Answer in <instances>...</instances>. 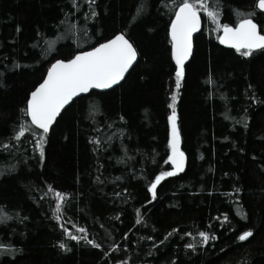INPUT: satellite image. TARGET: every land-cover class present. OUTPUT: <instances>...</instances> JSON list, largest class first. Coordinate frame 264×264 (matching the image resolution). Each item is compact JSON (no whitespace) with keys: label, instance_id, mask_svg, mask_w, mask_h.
<instances>
[{"label":"trees","instance_id":"16d2710c","mask_svg":"<svg viewBox=\"0 0 264 264\" xmlns=\"http://www.w3.org/2000/svg\"><path fill=\"white\" fill-rule=\"evenodd\" d=\"M76 2L78 9L72 0H0V212L10 217H0V264H264V50L243 57L221 45L200 12L176 89L168 27L182 0ZM209 2L220 24L255 12L264 28L256 0ZM92 9L97 16L86 19ZM118 33L138 51L134 69L113 89L73 101L49 131L41 161L30 133L13 139L30 123L21 112L29 94L52 62ZM174 92L186 167L162 180L153 199L148 186L172 168L165 161ZM49 185L68 195L59 221ZM81 227L100 249L63 231L83 235ZM246 230L253 236L240 242ZM200 231L217 239L201 244Z\"/></svg>","mask_w":264,"mask_h":264},{"label":"snow or ice","instance_id":"6c2138e0","mask_svg":"<svg viewBox=\"0 0 264 264\" xmlns=\"http://www.w3.org/2000/svg\"><path fill=\"white\" fill-rule=\"evenodd\" d=\"M86 3L91 8L92 5L96 4V0H86ZM72 6L76 9L79 8L76 0H72ZM216 7L217 5H213L209 0H182L178 6H175L174 16L168 27V36L171 43V58L175 63L176 89L181 87V82L185 76V61L192 53L193 34L199 31L200 16L198 13L204 11L213 22H217L219 13L215 10ZM255 8L264 14V0H256ZM142 11L143 8L141 7L137 10V14L139 15ZM88 15L94 18L97 16V12L92 9L90 14L85 15L86 19ZM255 15V12L249 13L246 18H241L234 27L228 24H218V27L223 32V35L218 36L220 44H225L235 49L243 57L252 55L254 49L264 50V35L260 34V32L264 31V28L258 31V22H254L252 18ZM135 19L136 17H133V20ZM71 27L76 28V25L73 24ZM85 35H87L86 30ZM52 47V43H49V50ZM137 57V49L126 38L124 33H120L106 40L104 43H98L97 46L92 47L89 51L78 52L67 61L57 59L48 68L43 82L27 98L26 107L21 109V112L30 123H20L19 130L15 133L13 139L18 141L26 133H30L35 139L34 148L39 152L40 159L43 161V145L46 143L47 135L53 123L61 114V110L65 108V105H68L74 97L82 93H89L92 89L106 90L119 85L125 79L130 69H134ZM16 67H20V65H16ZM177 99V94L174 93L171 97L172 103L168 105L169 109H171V114L168 116L170 125L168 148L170 151L165 163L170 162L173 168L171 171L160 172L148 186L147 191L152 194L153 199L156 198L157 186L162 180L167 177L176 176L179 172L184 171L185 154L179 149L180 134L177 127L175 107ZM245 127H247V124H245ZM91 142L97 145L100 143L99 140ZM3 147L7 149L9 145L5 144ZM239 191L237 189V192ZM48 192H54L55 194L56 205L53 210V217L59 221L63 215V209L68 200V195L55 191L51 185L48 186ZM44 198L41 197V199ZM0 217L4 220L10 219V217H7L2 212H0ZM243 218L246 219V215ZM142 220L143 217L139 209H137L136 224H141ZM227 220L228 216L224 215L221 223L223 224ZM63 231L68 239L72 241H76L77 243L84 241L93 248H101L99 243L88 239L85 228L81 227L78 229V232L83 235L71 234L67 228H64ZM178 231V229H173L172 232L167 234L165 240ZM185 235L191 236L192 233H185ZM198 235L201 238L199 241L201 244H207L209 240L217 239L216 236L210 235L205 231H200ZM252 236V230H246L237 239L240 242H244ZM124 238L127 239V234H125ZM58 246L65 252L71 251L64 242H60ZM185 247L195 250V244L193 243L186 244ZM112 250L118 251L119 247L116 246ZM105 255H108V253H105ZM120 264H128V262L121 261ZM173 264H175V261H173Z\"/></svg>","mask_w":264,"mask_h":264},{"label":"water","instance_id":"95a60500","mask_svg":"<svg viewBox=\"0 0 264 264\" xmlns=\"http://www.w3.org/2000/svg\"><path fill=\"white\" fill-rule=\"evenodd\" d=\"M258 10H259V9H258ZM259 11H260V10H259ZM198 15L200 16L199 13H198ZM238 22H239V21H238ZM238 22H237V23H238ZM254 22H255V20H254ZM237 23H236V24H237ZM236 24H235V25H236ZM235 25H229V26H233V27H234ZM201 28H202V19H201V16H200L199 31L193 34V39H194V37L200 32ZM259 30H260V29H259V27H258V31H259ZM118 34H120V33H118ZM260 34H261V35H264L262 32H260ZM116 35H117V34H116ZM220 35H223L222 30H220L218 36H220ZM113 37H114V36H113ZM113 37H111V38H113ZM111 38H110V39H111ZM126 38H127V37H126ZM104 42H105V41H104ZM104 42H102V43H104ZM218 42H219V40H218ZM219 43H220V42H219ZM221 45L226 46V47H229V46H227V45H225V44H221ZM96 46H97V45H96ZM229 48H231V47H229ZM89 50H91V48H89V49H85V50H82V51H89ZM254 50H259V49H254ZM192 51H193V42H192ZM76 54H77V53H76ZM191 55H192V53H191ZM191 55H190V56H191ZM190 56H189V58H190ZM189 58H188V59H189ZM70 59H71V58H70ZM137 59H138V57H137ZM188 59L185 61V63L188 61ZM55 61H56V60H55ZM55 61L52 62V63H55ZM65 61H67V60H65ZM52 63H51V64H52ZM51 64L49 65V67L51 66ZM49 67H48V68H49ZM47 70H48V69H47ZM130 70H131V69H130ZM127 74H128V73H127ZM127 74H126V75H127ZM46 75H47V71H46V73H45V76H46ZM45 76H44V77H45ZM125 77H126V76H125ZM122 81H123V80H122ZM122 81H121V82H122ZM42 82H43V80H42L40 83H42ZM121 82H120V83H121ZM40 83H39V84H40ZM39 84H38L36 87H38ZM116 86H118V85H116ZM116 86H114V87H116ZM36 87H35V89H36ZM114 87H113V88H114ZM113 88H111V89H113ZM35 89H34V90H35ZM111 89H106V90L92 89V90H90V92H105V91H108V90H111ZM34 90H33V91H34ZM90 92H89V93H90ZM89 93H82V94H80L79 96L74 97L73 100H72L68 105H65V108L61 110V113H62V112H63V111H64V110H65V109H66V108H67V107L73 102V101H75L76 99H78V98H80V97H82V96H86V95H88ZM29 96H30V94H29ZM60 115H61V114H60ZM60 115H59V116H60ZM59 116L57 117V119L59 118ZM57 119H56V120H57ZM55 122H56V121H55ZM55 122L53 123V125L55 124ZM53 125H52V127H53ZM50 130H51V129H50ZM179 149H180V143H179ZM180 151H182V150L180 149ZM182 152H183V151H182ZM169 163H170V162H169ZM170 165H171V163H170ZM171 167L173 168L172 165H171ZM185 167H186V156H185V160H184V169H185ZM172 168H171V170H172ZM171 170H170V171H171ZM179 173H180V172H179Z\"/></svg>","mask_w":264,"mask_h":264},{"label":"rangeland","instance_id":"374dc122","mask_svg":"<svg viewBox=\"0 0 264 264\" xmlns=\"http://www.w3.org/2000/svg\"><path fill=\"white\" fill-rule=\"evenodd\" d=\"M200 12H203L204 15H205L207 27H208L209 29H211L213 32L219 34V32H220L221 29L218 27V24H220V23L218 22V20H217V22H213V20H212L210 17H208L204 11H200ZM200 12H199V13H200ZM174 93H175V92H174ZM174 93H173V94H174ZM173 94H172V95H173ZM170 114H171V113H170ZM169 127H170V125H169ZM169 132H170V128H169Z\"/></svg>","mask_w":264,"mask_h":264}]
</instances>
